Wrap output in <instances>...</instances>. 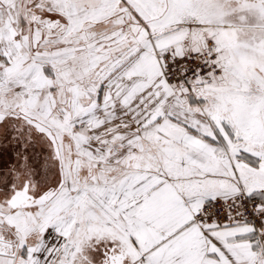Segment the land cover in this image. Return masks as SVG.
<instances>
[{
    "label": "snow or ice",
    "instance_id": "obj_1",
    "mask_svg": "<svg viewBox=\"0 0 264 264\" xmlns=\"http://www.w3.org/2000/svg\"><path fill=\"white\" fill-rule=\"evenodd\" d=\"M0 264H264V0H0Z\"/></svg>",
    "mask_w": 264,
    "mask_h": 264
}]
</instances>
